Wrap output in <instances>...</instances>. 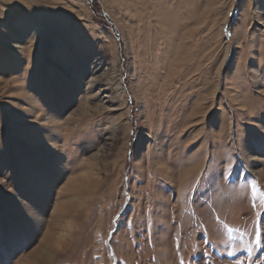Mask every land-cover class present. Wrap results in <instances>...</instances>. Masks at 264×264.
<instances>
[{
    "label": "rangeland",
    "instance_id": "obj_1",
    "mask_svg": "<svg viewBox=\"0 0 264 264\" xmlns=\"http://www.w3.org/2000/svg\"><path fill=\"white\" fill-rule=\"evenodd\" d=\"M262 21L0 0V264H264Z\"/></svg>",
    "mask_w": 264,
    "mask_h": 264
},
{
    "label": "bare ground",
    "instance_id": "obj_2",
    "mask_svg": "<svg viewBox=\"0 0 264 264\" xmlns=\"http://www.w3.org/2000/svg\"><path fill=\"white\" fill-rule=\"evenodd\" d=\"M59 226H60V224H59ZM58 227V226H57ZM59 229V228H58ZM61 236V235H60ZM59 239V241H60V239H62L63 240V238L62 237H59L58 238ZM56 243V240H55V238L53 237V236H51L49 233H48V235L44 238V240L42 241V244H46L50 249H52V247L54 248L56 245H55V243ZM41 246H39L38 248H40ZM53 250V249H52ZM54 251V253H55V249L53 250ZM38 255V254H37ZM40 258H41V256L40 255H38ZM44 256V255H43ZM44 258V257H43ZM37 259V258H36ZM42 259V258H41Z\"/></svg>",
    "mask_w": 264,
    "mask_h": 264
},
{
    "label": "snow or ice",
    "instance_id": "obj_3",
    "mask_svg": "<svg viewBox=\"0 0 264 264\" xmlns=\"http://www.w3.org/2000/svg\"><path fill=\"white\" fill-rule=\"evenodd\" d=\"M262 23H264V21H262ZM223 173L221 172V175ZM260 198H261V202L264 203V193H260ZM256 245L259 246L260 245V234L259 232H257V235H256V241H255ZM249 252H251V249L249 248ZM229 255H232V253H229Z\"/></svg>",
    "mask_w": 264,
    "mask_h": 264
}]
</instances>
